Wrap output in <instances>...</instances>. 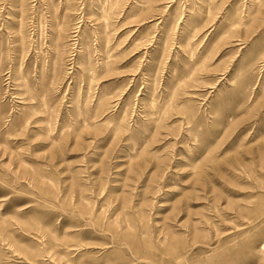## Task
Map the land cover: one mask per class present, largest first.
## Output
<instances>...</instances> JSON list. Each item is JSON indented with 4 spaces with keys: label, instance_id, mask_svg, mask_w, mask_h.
Instances as JSON below:
<instances>
[{
    "label": "rangeland",
    "instance_id": "1",
    "mask_svg": "<svg viewBox=\"0 0 264 264\" xmlns=\"http://www.w3.org/2000/svg\"><path fill=\"white\" fill-rule=\"evenodd\" d=\"M0 264H264V0H0Z\"/></svg>",
    "mask_w": 264,
    "mask_h": 264
}]
</instances>
